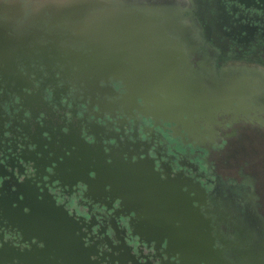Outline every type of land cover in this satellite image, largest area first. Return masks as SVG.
<instances>
[{
    "label": "flooded vegetation",
    "instance_id": "obj_1",
    "mask_svg": "<svg viewBox=\"0 0 264 264\" xmlns=\"http://www.w3.org/2000/svg\"><path fill=\"white\" fill-rule=\"evenodd\" d=\"M0 121V196L37 188L93 263L264 264V0H0ZM98 145L143 213L84 173ZM5 210L0 250L31 249Z\"/></svg>",
    "mask_w": 264,
    "mask_h": 264
},
{
    "label": "water",
    "instance_id": "obj_2",
    "mask_svg": "<svg viewBox=\"0 0 264 264\" xmlns=\"http://www.w3.org/2000/svg\"><path fill=\"white\" fill-rule=\"evenodd\" d=\"M87 62L88 61L80 60L69 61L70 65L72 64V66L77 68L75 78L82 77L86 80L89 79L88 75L83 76L81 73H78L79 70L84 69V65ZM90 62L94 64L93 61ZM95 84V82L90 81L88 85L93 88ZM11 127L17 130V124L13 123ZM11 127L6 129L3 122L0 121V135L5 132L11 133L15 131L11 130ZM24 133L29 136V131H24ZM90 134L97 139V135L93 134V132H86V135ZM69 139V148L76 145L73 141L78 142L80 140L79 136L76 134H73ZM29 143L30 142L25 143L24 146L27 147ZM85 148L89 150L90 154L88 155L90 158L86 162L88 166L84 173L89 174L91 171L96 175V182L93 186L99 192L100 196L105 198L108 197L111 200H120L121 203H119V205L121 209L126 210L127 213L132 211L135 213H143L141 209H143L142 204L145 203L141 201L136 202L135 205L140 209L138 210L136 206H132L128 200V190L131 187L127 179V174L131 170L128 167L129 163L123 161L120 163H107L106 156L109 155H105L103 149L99 145L96 154L92 153V148ZM123 154V152L118 153L120 158ZM92 155L96 157V161L91 160ZM128 157H130V155ZM78 180L80 179L78 178ZM81 181L83 182V178ZM39 196L40 193L37 188L19 187L18 185L16 190H9L6 195L0 196V207L5 206L6 208L4 213L17 214L15 222L11 220L9 214L6 215L4 219L8 223L14 222L12 227L20 231L24 241L32 247L24 251L17 249V253L0 250V264H95L90 259L91 252L83 247L84 242L82 240L80 227L74 221L68 219L60 209L56 208L53 202L38 199ZM14 203V208H11ZM160 220L161 227L165 228L167 221H169L165 216L161 217V219L142 218L139 220L138 228L141 231L158 230ZM187 221L188 220L184 219V223ZM143 234L144 233H142V235ZM153 236L154 234H152V237ZM190 259L191 258L188 260L186 258L187 263L190 262ZM15 261H17V263H15Z\"/></svg>",
    "mask_w": 264,
    "mask_h": 264
},
{
    "label": "bare ground",
    "instance_id": "obj_3",
    "mask_svg": "<svg viewBox=\"0 0 264 264\" xmlns=\"http://www.w3.org/2000/svg\"><path fill=\"white\" fill-rule=\"evenodd\" d=\"M121 1V0H120ZM178 1V0H177ZM168 2V1H167ZM159 8V7H158ZM170 9V8H169ZM191 34V33H190ZM186 37V36H185ZM191 40V39H190ZM182 58V57H181ZM229 68V67H228ZM204 83V82H203ZM205 84V83H204ZM214 85V84H213ZM209 86V85H208ZM242 89V88H241ZM176 91V90H175ZM178 91V90H177ZM239 91V90H238ZM242 92V91H241ZM179 93V92H178ZM250 93V92H249ZM170 94V93H169ZM246 94V93H245ZM253 94V93H252ZM180 95V94H179ZM247 95H248V93H247ZM254 95V94H253ZM256 95V94H255ZM208 97V96H207ZM256 97V96H255ZM260 99V98H259ZM229 100V99H228ZM231 101V100H230ZM251 108V107H250ZM221 110V109H220ZM237 113V112H236ZM232 115V114H231ZM226 116V115H225ZM233 117V116H232ZM241 119V118H240ZM180 123V122H179ZM193 123H195V122H193ZM194 126V125H193ZM181 127H183L182 125H181ZM195 127H196V125H195ZM207 136V135H206ZM215 136V135H214ZM198 140V139H197ZM201 140V139H200ZM208 140V139H207ZM207 142V141H206ZM208 147V146H207ZM125 162V161H124ZM131 171H133V170H131ZM146 178V177H145ZM132 179V178H131ZM182 184V183H181ZM174 185V184H173ZM190 185V184H189ZM142 187V186H141ZM190 187H192V186H190ZM133 190V189H132ZM198 190V189H197ZM191 191V190H190ZM193 191V190H192ZM159 204H161V203H159ZM153 212H155V211H153ZM176 214V213H175ZM173 216H176V215H173ZM157 219V218H156ZM13 225V224H12ZM177 225V224H176ZM201 228H203V227H201ZM2 236V235H1ZM175 239V238H174ZM180 240V239H179ZM188 242V241H187ZM11 246V245H10ZM17 252V251H16Z\"/></svg>",
    "mask_w": 264,
    "mask_h": 264
}]
</instances>
